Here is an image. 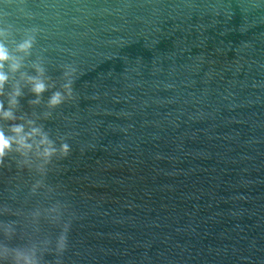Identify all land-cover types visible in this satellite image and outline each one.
<instances>
[{"label": "water", "instance_id": "obj_1", "mask_svg": "<svg viewBox=\"0 0 264 264\" xmlns=\"http://www.w3.org/2000/svg\"><path fill=\"white\" fill-rule=\"evenodd\" d=\"M4 23L39 33L9 73L0 101L17 83L22 96L0 129L32 121L70 145L46 183L75 218L41 264H264V0H0ZM33 63L56 85L36 105L21 79ZM65 65L72 98L51 110ZM38 178L15 156L0 166L9 247L54 250L59 228L29 216L47 204L28 195Z\"/></svg>", "mask_w": 264, "mask_h": 264}, {"label": "clouds", "instance_id": "obj_2", "mask_svg": "<svg viewBox=\"0 0 264 264\" xmlns=\"http://www.w3.org/2000/svg\"><path fill=\"white\" fill-rule=\"evenodd\" d=\"M6 15V14H5ZM39 30L36 28L26 29L22 33L11 24H0V96L4 95L5 86L9 82V73L15 74L20 71L24 57H31L32 50L36 44ZM16 35H20L19 41ZM11 39L15 44V52L20 54L14 56L10 51L7 41ZM7 66V71H5ZM36 76L22 75L21 79L30 87V92L37 99L31 101V104H39L40 97L49 90V87L55 88V83L48 85L45 83V68L42 63H33ZM75 69L71 65H65L63 76L67 78L48 99L47 107L51 110L61 106L66 99L72 98V79L70 78ZM22 96V90L19 83L13 86L8 95V106L5 108L3 101H0V119L4 121H15L14 110L19 106V100ZM51 112L46 116H50ZM32 121H28L29 130L25 131L23 124L13 123L6 135L3 129H0V166L4 165L7 158L15 156V164L19 169H27L34 172L39 178L28 188V195L32 197H41L45 203L38 204L31 210L29 216L39 231V222L41 219L47 221L54 227L59 228V234L55 238L54 250L53 241L46 238L43 241L44 248L38 249L36 244L29 247H9L8 244L0 242V264H41L44 252L61 255L67 247V234L71 228L74 212L67 200L55 199L58 195L57 189L46 183L49 165L56 158H63L69 154L70 145L67 142H60L50 138L49 134L41 127L33 126ZM8 212V208H4ZM15 222L0 224L2 234L7 239H12L15 233ZM39 251V255L37 254ZM56 264H60L57 260Z\"/></svg>", "mask_w": 264, "mask_h": 264}]
</instances>
